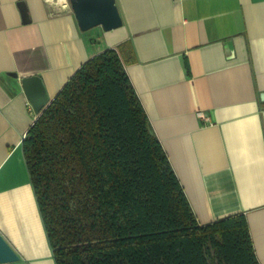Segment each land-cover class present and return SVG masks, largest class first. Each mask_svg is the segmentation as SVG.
Listing matches in <instances>:
<instances>
[{"label": "crops", "instance_id": "1", "mask_svg": "<svg viewBox=\"0 0 264 264\" xmlns=\"http://www.w3.org/2000/svg\"><path fill=\"white\" fill-rule=\"evenodd\" d=\"M115 4L120 27L81 32L68 0H0V234L18 264H54L20 151L36 117L21 79L40 77L50 102L112 48L198 222L244 213L264 264V0Z\"/></svg>", "mask_w": 264, "mask_h": 264}, {"label": "trees", "instance_id": "2", "mask_svg": "<svg viewBox=\"0 0 264 264\" xmlns=\"http://www.w3.org/2000/svg\"><path fill=\"white\" fill-rule=\"evenodd\" d=\"M153 132L112 48L36 114L20 151L54 264H258L245 214L199 223Z\"/></svg>", "mask_w": 264, "mask_h": 264}, {"label": "water", "instance_id": "3", "mask_svg": "<svg viewBox=\"0 0 264 264\" xmlns=\"http://www.w3.org/2000/svg\"><path fill=\"white\" fill-rule=\"evenodd\" d=\"M68 3L81 32L94 27H101L109 31L121 26L122 20L117 10L115 0H68ZM22 20L29 22L26 7L23 3L18 4ZM24 96L30 102L35 114L41 112L49 103V97L40 77L29 76L21 79ZM20 260L8 242L0 234V264H9Z\"/></svg>", "mask_w": 264, "mask_h": 264}, {"label": "built area", "instance_id": "4", "mask_svg": "<svg viewBox=\"0 0 264 264\" xmlns=\"http://www.w3.org/2000/svg\"><path fill=\"white\" fill-rule=\"evenodd\" d=\"M196 116L200 119V120H202L203 122H208L209 121V118L207 117V115L204 113V112H201V111H199V112H197V114H196ZM24 138V137H23Z\"/></svg>", "mask_w": 264, "mask_h": 264}, {"label": "rangeland", "instance_id": "5", "mask_svg": "<svg viewBox=\"0 0 264 264\" xmlns=\"http://www.w3.org/2000/svg\"><path fill=\"white\" fill-rule=\"evenodd\" d=\"M9 264H18V262H14V263H9Z\"/></svg>", "mask_w": 264, "mask_h": 264}]
</instances>
